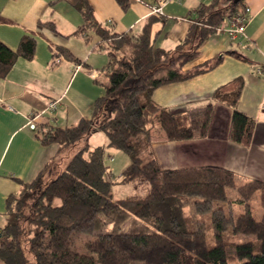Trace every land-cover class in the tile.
I'll list each match as a JSON object with an SVG mask.
<instances>
[{"label":"trees","instance_id":"1","mask_svg":"<svg viewBox=\"0 0 264 264\" xmlns=\"http://www.w3.org/2000/svg\"><path fill=\"white\" fill-rule=\"evenodd\" d=\"M116 1L124 11L131 4ZM246 5V0H211L198 9L185 38L167 50L156 47L161 31L153 36V26L164 23L165 15L152 13L140 32H119L113 21L97 19L88 0H77L85 23L67 37L80 35L88 43L96 39L94 49L108 55L101 71L105 81L96 77L106 92L96 101L91 117L74 126L48 122L35 130L43 144H57L59 152L99 131L107 134L108 144L87 143L48 181L40 175L22 181V189L8 199L7 222L0 227V259L5 264H229L228 247L234 248V260L240 264H264V212L257 219L252 204L257 199L264 210V181L242 178L215 165L163 169L152 149L154 130L173 141L209 135L215 103L201 117L190 119L184 112L160 107L152 96L165 84L216 68L223 56L189 69L186 65L199 56L204 40L227 17L244 12ZM39 27L57 32L52 22ZM36 48L31 34L23 36L17 50L0 40V79L9 75L19 58L32 60ZM231 54L246 59L243 53ZM242 88L240 78L217 89L213 97L232 108L229 139L249 146L256 121L238 108ZM110 148L120 149L130 159L122 183H146L145 196L113 199V171L106 161ZM146 153L151 159L144 162ZM230 190L237 192L234 201L229 199ZM234 202L244 207L237 217ZM74 233L92 235L86 244L89 253L73 246ZM239 235L254 239L236 243Z\"/></svg>","mask_w":264,"mask_h":264},{"label":"crops","instance_id":"2","mask_svg":"<svg viewBox=\"0 0 264 264\" xmlns=\"http://www.w3.org/2000/svg\"><path fill=\"white\" fill-rule=\"evenodd\" d=\"M88 1L97 19L113 21L119 32L130 29L140 32L159 2L131 0L129 9L124 11L116 0ZM76 2L0 0V40L13 50L18 49L26 34L34 35L37 40L34 58H19L9 75L0 79V227L7 222L8 199L22 189V181H32L39 175L43 180L49 179L59 169L51 167L50 170L59 156L58 145L42 143L36 130L29 126L31 117L38 115L37 125L51 122L74 126L81 118L91 117L96 101L105 95V88L96 82V77L105 81L101 71L109 61L108 55L94 49L96 39L88 43L80 35L67 37L85 23ZM210 3L211 0H182L167 4L164 23L153 26V36L161 31L156 36V47L175 49L187 35L192 19L197 18L198 9ZM246 4L252 9V20L247 27L249 50L216 32L204 40L199 56L186 65L189 69L223 56L216 68L186 81L165 84L154 91L152 98L156 104L174 112H184L190 119L201 117L205 108L215 103L206 137L170 141L158 131L153 132L152 149L161 168L215 165L230 169L242 178L264 181V0H246ZM42 22H52L58 33L39 27ZM228 25V22L223 24ZM232 52L243 53L246 59ZM55 53L61 59L58 63L54 62L58 58ZM66 53H71L73 58H68ZM260 69L263 74L258 72ZM240 78L243 88L238 108L256 121L249 146L229 139L232 108L216 102L213 97L217 89ZM52 102L57 103L55 111L49 109ZM8 106L16 111L8 110ZM93 137L91 134L86 144L107 146L105 132L100 144H92ZM0 264L5 263L0 259Z\"/></svg>","mask_w":264,"mask_h":264},{"label":"rangeland","instance_id":"3","mask_svg":"<svg viewBox=\"0 0 264 264\" xmlns=\"http://www.w3.org/2000/svg\"><path fill=\"white\" fill-rule=\"evenodd\" d=\"M243 13H245V10H244V12H242V11L237 12L232 17H227V22L229 23V25L231 26L233 18L235 19L237 14H243ZM220 27L221 26H219L218 28H220ZM216 32L224 34L231 41V43H233L237 46L244 47L245 49L247 48V50H249V48L251 47L249 44L250 43L249 36L247 39H244L242 37L232 39L228 36V34H226L227 32L225 33L224 31L219 30V29ZM257 55L258 54L255 53L254 56L257 57ZM260 70L262 71L261 74H263V70L262 69H260ZM158 132L161 133V135H163V137H164V135H165L164 132H161V131H158ZM93 135H94V137L91 139L90 142L92 144H100L102 142L104 132L103 131L95 132L94 134H92V136ZM89 136L90 135L85 136L82 140L77 142L76 145L69 147L68 149H66L62 152H59V156L56 157L54 159V161L52 162V164H51L52 166H50V170L53 167H59V169L57 170L58 171L57 173L63 171L65 169L66 165L68 164V162L70 161V159L75 155V153H77L78 150H80L81 148H83L86 145V140L89 138ZM165 138L168 139L166 137V135H165ZM170 141H173V140H170ZM106 151H107L106 152V161L111 165L110 167L113 169L112 170L113 171V175H112L113 185H112V190H111L113 199L117 200V199H122V198L145 196L147 193V184L146 183H142V182L122 183V178H123L122 173H123V170L125 169V167L130 163L129 157L127 155H125L120 149H117V148L106 149ZM153 152H154V150H153ZM150 159H151V156L146 153L144 155V162H147ZM55 164H56V166H55ZM60 165H62V166L60 167ZM49 172L50 171H48L47 173H49ZM49 179L47 177V179H45L43 181H48ZM97 195H99V194H97ZM236 197H237V192L234 190H230L229 199L234 201ZM252 204H253V210H254L255 217L257 219H260L263 215V212H264L263 208L260 206L257 199H254L252 201ZM223 205L228 210L229 204L224 203ZM243 208L244 207L242 204L234 202L233 210H234V214L236 217L239 216L241 213H243V211H244ZM108 227H109V225H108ZM103 230H110V229H104V227H103ZM91 238H92V235L74 233L72 236L73 246L80 253L87 254V253H89V251L86 247V244H87V242L90 241ZM252 239H254V236H252V235H239L236 237L235 242L236 243H242V242L252 240ZM209 244L213 245V241L211 238L209 239ZM227 256L229 259V264H240V262H237L236 260H234L235 252H234L233 247L227 248Z\"/></svg>","mask_w":264,"mask_h":264},{"label":"built area","instance_id":"4","mask_svg":"<svg viewBox=\"0 0 264 264\" xmlns=\"http://www.w3.org/2000/svg\"><path fill=\"white\" fill-rule=\"evenodd\" d=\"M172 1H178V2H181L182 0H160L158 2V4L156 6L153 7V10L152 12L153 13H159V14H162L164 15V9H165V6L167 4H169L170 2ZM252 20V9L250 6L246 5L245 7V13L243 14H237V16L235 17V19L233 18V21L231 23V26L228 25V26H221L219 28V30H222L224 31L226 34H228V36L232 39H236L238 37H242L244 39H247L248 38V33H247V27H248V24L250 23V21ZM227 22V19L225 20L224 24ZM60 57L56 58L55 59V63H58L60 61ZM258 72L261 74L262 71L261 70H258ZM94 76H95V73H94ZM8 110H11V111H16L13 107L11 106H8L7 107ZM263 112H264V103H263ZM49 109L52 110V111H55L57 109V103L56 102H52L50 105H49ZM38 118V115L37 114H34L32 117H31V121L29 122V126L32 128V129H36L37 127V123H36V119Z\"/></svg>","mask_w":264,"mask_h":264},{"label":"water","instance_id":"5","mask_svg":"<svg viewBox=\"0 0 264 264\" xmlns=\"http://www.w3.org/2000/svg\"><path fill=\"white\" fill-rule=\"evenodd\" d=\"M240 1H242V0H234L235 3L240 2Z\"/></svg>","mask_w":264,"mask_h":264},{"label":"bare ground","instance_id":"6","mask_svg":"<svg viewBox=\"0 0 264 264\" xmlns=\"http://www.w3.org/2000/svg\"><path fill=\"white\" fill-rule=\"evenodd\" d=\"M263 109V108H262Z\"/></svg>","mask_w":264,"mask_h":264}]
</instances>
